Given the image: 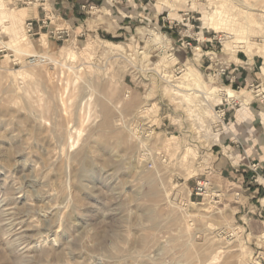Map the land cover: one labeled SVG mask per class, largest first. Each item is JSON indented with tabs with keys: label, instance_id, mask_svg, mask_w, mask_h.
I'll return each mask as SVG.
<instances>
[{
	"label": "rangeland",
	"instance_id": "1",
	"mask_svg": "<svg viewBox=\"0 0 264 264\" xmlns=\"http://www.w3.org/2000/svg\"><path fill=\"white\" fill-rule=\"evenodd\" d=\"M18 1L0 23V264H264V169L249 190L226 170L264 127V0H109L62 39L50 4L30 34L39 5ZM190 71L216 145L173 101ZM217 169L242 187L221 193Z\"/></svg>",
	"mask_w": 264,
	"mask_h": 264
},
{
	"label": "crops",
	"instance_id": "2",
	"mask_svg": "<svg viewBox=\"0 0 264 264\" xmlns=\"http://www.w3.org/2000/svg\"><path fill=\"white\" fill-rule=\"evenodd\" d=\"M109 0H51L50 1V7H51V14L55 19L61 18L64 20L65 23H67L69 29L72 32H77V30L81 29L80 32H83V22L86 20V13H88L87 9H96L99 6V3H104L108 2ZM20 3V0L18 1ZM22 4V3H21ZM40 8V7H39ZM31 18L28 20H33L34 21V26L36 31H41L43 29H46L49 27V20L52 19L47 17L48 14L44 15V12L42 9L38 10H32L30 11ZM82 22V23H81ZM53 23V22H52ZM76 29V31H75ZM255 129V127H254ZM260 134L261 137L258 139H254L252 141V148L249 149V153H246L247 159L246 163L242 164V169H236L232 165L229 168H227V171L231 170V173H234L235 171L238 173H241L242 177V182L243 184H246L245 186L249 190L250 187L249 185H252L251 179L253 176H255V172H253L250 168V166L253 164H260L262 165V169H264V127L260 129ZM251 141H248L250 143ZM246 167L247 169H245ZM261 169V171H262ZM213 175V183L216 184L217 187H219L218 190H220L221 193H224V190H233L236 187H242V182L241 179L239 178L238 182L241 183L242 185H236L233 180L229 178V176L224 175L225 172H223L220 169H217L214 172H211ZM246 191V190H244ZM260 192L263 194L264 192V187L259 188L256 187L253 190V194L255 195L252 196V198L257 199L258 195L261 196ZM264 200V199H263ZM258 203V201L256 202ZM254 207H257L255 205H252V209ZM258 208V207H257ZM264 224V221H262Z\"/></svg>",
	"mask_w": 264,
	"mask_h": 264
},
{
	"label": "bare ground",
	"instance_id": "3",
	"mask_svg": "<svg viewBox=\"0 0 264 264\" xmlns=\"http://www.w3.org/2000/svg\"><path fill=\"white\" fill-rule=\"evenodd\" d=\"M24 17H25L24 10H21V9L16 10V11L8 10V9H6L3 0H0V23L2 24L3 28L7 27V25H9L10 27L11 26L12 27L17 26L19 24V22L21 21V19H23ZM106 43L112 47H118L119 46L118 44H113L111 42H106ZM185 78L189 79L190 83H185V81H181V82H178L177 85H175L176 87H178L179 90L175 91V97H173V101H175L176 99H181V102H175L177 107H181L184 105V102H187L188 107L186 106L187 108H185V109H187V111L190 113V115H191L190 118H192L194 122H196V120L197 121L200 120L201 125L205 128L204 131H207L210 133V137L212 138V141H208V146H211L214 144L216 145V143H219L221 141L223 134H225L222 130V127H221L222 122L219 120L217 121L216 118H214L215 116L213 117V114L211 112L213 109H211V107L208 103L202 101L201 104H198V103L196 104V102H194V100H192V98L190 97L193 95L189 94L188 92L182 93L185 91H190V90L194 91L195 89H197L196 91H200L202 96H204L203 94H207V96H213L214 90L207 93V92H205V89H204L205 86L204 85L201 86L197 83H196V87L193 88L192 84L194 83L193 81H195V74H193L192 71L187 72L185 74ZM228 95H229V98H236L237 97L233 92H229ZM184 99H186V100H184ZM208 100L209 99H207V102H208ZM191 105H194L195 109H193V107ZM204 106H206V108ZM196 110L199 112H197ZM222 126H224V124ZM195 127H198V126L196 125ZM204 134L202 136H204ZM205 136H207V135H205ZM208 194L212 195V196L216 195L214 190L211 191V189H209V191L206 195H208Z\"/></svg>",
	"mask_w": 264,
	"mask_h": 264
},
{
	"label": "built area",
	"instance_id": "4",
	"mask_svg": "<svg viewBox=\"0 0 264 264\" xmlns=\"http://www.w3.org/2000/svg\"><path fill=\"white\" fill-rule=\"evenodd\" d=\"M51 0H20V3L26 6L30 5H39V7L42 9V11L47 14V7L46 5L50 3ZM26 29L28 33L34 32V21L30 20L26 23ZM70 29H60L57 30L56 34L59 36V38H63L64 35H69ZM225 116V112L223 113ZM255 173L258 172L259 168L257 165H253L251 168ZM211 188V183L207 179H200L197 181V184L195 188L193 189V194H195L197 197L204 198L205 195L208 193L209 189Z\"/></svg>",
	"mask_w": 264,
	"mask_h": 264
}]
</instances>
